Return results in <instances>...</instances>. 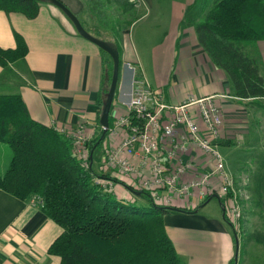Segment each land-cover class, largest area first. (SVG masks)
Listing matches in <instances>:
<instances>
[{
	"label": "crops",
	"instance_id": "1",
	"mask_svg": "<svg viewBox=\"0 0 264 264\" xmlns=\"http://www.w3.org/2000/svg\"><path fill=\"white\" fill-rule=\"evenodd\" d=\"M60 1L76 17L82 14L81 0ZM133 2L131 11L140 7L142 11L129 21L126 29H119L116 33V36L119 34L120 64L108 111L110 123L103 137V146L98 151L97 169L118 181L126 179L125 175L116 174L115 169L106 168L103 157L122 137L123 130L115 126V121L128 111L131 80L136 76L144 77L152 88L158 90L161 101L167 105H180L190 98L212 96L222 113L218 136L222 140L217 146V137L214 144L226 156L238 148L239 137L245 142L242 143L245 149L256 145L260 146L258 149H264V111L259 113L248 104L245 106L247 111L236 112L238 101L254 100L232 95L224 72L213 65L196 41L193 23L201 17V6L205 8L209 3L203 0ZM144 17L145 20H142ZM131 24H137L144 30V36L157 40L146 48L144 58L125 35ZM106 32L102 30L98 38H111L112 34ZM14 33L23 38L27 51L23 58L6 66L0 65V94L19 95L29 116L37 122L72 128L81 123L89 140L94 138L101 130L97 101L108 82L109 56L81 37L61 10L42 0L39 1L37 15L31 19L18 12L0 10V48L14 47ZM250 47L246 51L258 61L260 74L264 77V39ZM257 104L264 109V104ZM190 110L194 111L193 106ZM256 113L259 114L255 116ZM181 131L179 127L176 129V133ZM165 144L168 145L167 142ZM92 155L90 163L94 168L95 158ZM8 159L9 153L0 146V173L6 168ZM140 161V155L131 157L137 173L147 176L148 170ZM162 161L167 167L175 162L191 163L193 170L187 173V178L197 175L207 166L206 156L194 144L186 146L183 152H177L171 163L164 155ZM224 168L231 177L232 191L236 195L235 183L239 172L234 166L230 173L227 165ZM211 184L214 188L218 187L217 176L212 177ZM115 196L134 201L132 193L118 183L115 184ZM211 198L195 211H175L162 216L165 233L184 264H231L239 246L238 241L237 246L234 245L232 235L235 229L224 219L218 199L214 197L220 208L218 215L203 210ZM257 198L259 210L264 212V186ZM139 200L144 204L143 199ZM197 201L191 195L188 199L173 198L170 205L193 209L201 203ZM60 231V227L41 212L36 198L19 200L0 189V264H59L58 257L48 254L47 248ZM250 239L243 242L238 264L264 262V246Z\"/></svg>",
	"mask_w": 264,
	"mask_h": 264
},
{
	"label": "trees",
	"instance_id": "2",
	"mask_svg": "<svg viewBox=\"0 0 264 264\" xmlns=\"http://www.w3.org/2000/svg\"><path fill=\"white\" fill-rule=\"evenodd\" d=\"M39 1L0 0V10L18 12L31 19L37 15ZM81 1L83 10L81 19L78 18L81 26L95 38L109 29L111 38L98 39L113 42L118 51L117 30L110 20L109 9L130 12L134 2ZM210 2L205 8L201 6V17L193 23L197 43L213 65L224 72L234 97L264 98V77L259 63L245 49L248 44L264 39V0ZM13 38L14 47L0 48L1 66L23 58L27 51L19 34L14 33ZM111 66L109 60L108 82L97 101L98 113ZM99 136L100 133L87 141V156L78 158L72 153L68 135L54 125L32 119L19 95L0 94V143L9 151L7 166L0 173V189L19 200L36 198L41 212L60 227V233L47 248L48 254L58 257L59 264H184L165 233L162 216L175 211H195L211 195L193 209L157 204L140 188L127 187L147 205L118 198L95 183V179L104 178L119 183L92 168V152L103 140ZM259 214L263 228L253 231L250 237L264 246V212ZM223 217L227 221L224 214Z\"/></svg>",
	"mask_w": 264,
	"mask_h": 264
},
{
	"label": "built area",
	"instance_id": "3",
	"mask_svg": "<svg viewBox=\"0 0 264 264\" xmlns=\"http://www.w3.org/2000/svg\"><path fill=\"white\" fill-rule=\"evenodd\" d=\"M191 106L194 108L192 112ZM221 121V112L212 96L190 98L183 104L171 106L161 101L159 91L152 88L144 77H132L128 111L115 121V126L123 130L122 137L103 157L106 168L115 169L116 174L125 175L126 179L119 183L105 178L95 179V183L113 194L117 183L125 188H140L149 193L153 202L164 206H169L173 198L188 199L192 195L199 203L207 195H214L217 199H224L222 213L235 229L240 212L231 177L225 171L223 159L214 144ZM178 127L182 130L180 133H176ZM57 130L69 136L76 157L84 159L87 156L89 136L83 124L74 128L57 127ZM189 144L196 145L206 156L207 166L187 178V173L193 170L191 163L175 162L167 167L162 156L171 163L176 153L183 152ZM137 155L141 156L140 163L148 170L147 176L139 175L131 162V157ZM213 176L218 178L217 188L211 184Z\"/></svg>",
	"mask_w": 264,
	"mask_h": 264
},
{
	"label": "rangeland",
	"instance_id": "4",
	"mask_svg": "<svg viewBox=\"0 0 264 264\" xmlns=\"http://www.w3.org/2000/svg\"><path fill=\"white\" fill-rule=\"evenodd\" d=\"M206 3L210 4L211 2L210 0H207ZM141 11H142V8L140 7L138 9H135V11L120 13L115 10V7H111L109 9L110 20H112L113 25L115 26V29L117 30V33L119 32L118 31L119 29L121 30L126 29L125 28L127 27L126 23L134 19V17H136L137 15H139ZM77 17L81 19L80 14L77 15ZM142 20H145V17ZM142 24L145 25V21H143ZM128 29L125 35L128 37L133 48L136 49V51L139 52L141 55H143L142 57L144 58L146 56L145 54L146 48L156 43L157 40L154 39L152 36H147V37L144 36L143 34L144 30H141L140 28H138L137 24H134V25L131 24L130 28L128 27ZM107 32L109 34L111 31L107 29ZM91 33L93 35L97 34L96 32L92 30H91ZM117 36L115 38L116 42H118ZM120 37L122 38L123 35L122 36L120 35ZM254 44L255 43L248 44V47L253 46ZM248 47L246 46L245 49H248ZM260 100L261 99H256L254 101H238V110L239 109L240 110L239 111L236 110V112H242V110L247 111L245 106L249 104L251 105V107H255V109H257L259 113H261L264 111V109L259 108V105L257 103L264 104V100H261V101ZM255 109L253 108L254 111ZM258 114L256 113L255 116ZM262 115L264 116V112L262 113ZM221 120H222V113H221ZM219 138L220 137L216 139V141L218 140L216 143L217 146L222 140L221 138L220 139ZM103 141L104 140H102L101 143L98 145V147L95 148V151L93 152L95 156L92 155V158H95V162H94L95 167L94 168L92 167V168L98 172H100L97 169V166H99L98 162H99V157H100V152L98 151L103 146ZM238 142H239L238 148H236L234 152H232L231 154L227 156L223 150H218L220 156L223 159L222 163L224 166L227 165V168L229 169V173L232 170L231 168L232 166H234L235 170H238L239 172V176L237 175L236 177L237 180L235 183V187L237 190H235L234 192L236 193L235 198L237 200L238 209L240 212V218L238 220L237 227H235V230H234V227L231 226L233 230L235 231V237L239 243V246L236 249L235 255L232 256L231 264L239 263L238 255H240V253L242 252L241 250H242L243 242L245 240H249V241L251 240L249 236L250 232L254 230H260L263 228L262 220L259 216L260 210L257 205V202H258L257 195L259 194L260 191H262V188L264 186V149L263 148L258 149L260 148L259 145L250 146L248 149H245L244 146L242 145V143H245V142H242L241 137L238 138ZM0 146H2V148L7 150V152L9 153L8 148L4 143H0ZM246 176H247V179L245 180ZM133 197H134L133 202L139 205H147L146 201H144V204H143L140 202L139 198H137L136 196H133ZM218 201H220V204H221L220 207L224 208V199L222 200L221 198H218ZM160 205H163V204H160ZM203 210L209 211L212 215H218L220 208L217 204L216 199L212 197L211 200L207 203L205 209ZM243 222H248V224L245 225L243 224ZM232 237H233L234 245L236 247L237 242L235 244L234 235H232ZM262 259H264V257H262ZM258 260H261V258H259ZM260 264H264V262H261Z\"/></svg>",
	"mask_w": 264,
	"mask_h": 264
},
{
	"label": "water",
	"instance_id": "5",
	"mask_svg": "<svg viewBox=\"0 0 264 264\" xmlns=\"http://www.w3.org/2000/svg\"><path fill=\"white\" fill-rule=\"evenodd\" d=\"M46 2L56 6L59 10H61V12H63V14H65V16L71 21L76 32L81 37L90 41L91 43L96 45L99 49H101L103 52H105L111 60L112 66H111L109 84L98 115V123L100 124L101 127L99 139H102L108 127V111L112 101L116 80H117V74H118L119 58H118V51L116 49V46L113 42L95 38L92 35H90L87 31H85V29L81 26L75 14H73L60 0H46ZM211 197H215V196L212 195ZM233 235L236 244L237 239L235 237V233Z\"/></svg>",
	"mask_w": 264,
	"mask_h": 264
}]
</instances>
